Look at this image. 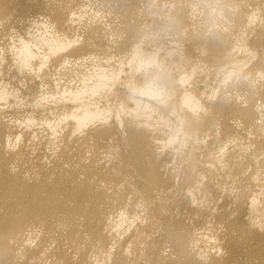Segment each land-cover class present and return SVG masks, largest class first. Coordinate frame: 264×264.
<instances>
[{
	"label": "bare ground",
	"instance_id": "6f19581e",
	"mask_svg": "<svg viewBox=\"0 0 264 264\" xmlns=\"http://www.w3.org/2000/svg\"><path fill=\"white\" fill-rule=\"evenodd\" d=\"M0 264H264V0H0Z\"/></svg>",
	"mask_w": 264,
	"mask_h": 264
}]
</instances>
